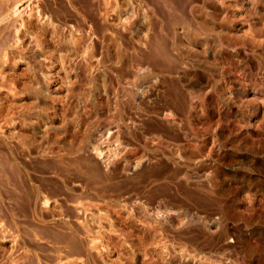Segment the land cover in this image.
<instances>
[{"label":"rangeland","instance_id":"1","mask_svg":"<svg viewBox=\"0 0 264 264\" xmlns=\"http://www.w3.org/2000/svg\"><path fill=\"white\" fill-rule=\"evenodd\" d=\"M0 264H264V0H0Z\"/></svg>","mask_w":264,"mask_h":264}]
</instances>
